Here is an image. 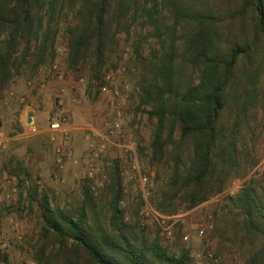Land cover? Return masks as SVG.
I'll return each instance as SVG.
<instances>
[{"label": "rangeland", "instance_id": "1", "mask_svg": "<svg viewBox=\"0 0 264 264\" xmlns=\"http://www.w3.org/2000/svg\"><path fill=\"white\" fill-rule=\"evenodd\" d=\"M43 1L44 7L34 21L37 35L30 43L20 42L12 76L0 87L2 97L9 91L14 94L6 104L0 103V131L7 143V150L0 154V194L3 187L17 190L10 199L0 200V264H60L52 257L58 253L59 245L42 239L43 210L47 206L62 210L78 207L87 190L97 208H101L106 201H100L116 166L124 189L120 207L125 211L126 222L136 227V233L158 239L173 251L179 247L188 249L194 264H247L252 246L237 239L241 233L237 224L241 210L234 207L232 200L250 186L264 194V104L256 105L247 115L248 128L244 129L243 140L238 141L239 152L224 189L191 210L186 209L185 202L178 201L175 213L164 214L157 205L166 193L170 172L165 162L152 158L154 124L149 119L150 108L141 106L142 82L149 75L153 54L163 47L162 40L153 35L146 14V10L152 11L155 1L138 0L126 13L125 6L124 15H114L100 67L95 63L92 40L81 53L72 46L74 34L88 29L84 0ZM112 5L118 6L114 1ZM158 10L159 17L169 18L161 7ZM6 40L8 35L4 33L0 43ZM54 63L60 65L66 81H59L49 72ZM41 77H45L44 81ZM21 84L33 87L32 92L40 85H50L49 98L38 113L30 110L36 105L29 97L18 99L17 87ZM62 85L66 87L63 106L69 149L80 164L74 166L67 160L65 168L59 170L57 148L66 137L49 129V119ZM102 86L109 92L102 93ZM115 90L120 96L113 97ZM8 109V117L2 120L1 115ZM114 117L121 119L124 133L120 138L108 139L107 152L97 161L101 172L96 179L103 181V186L93 191L87 178L90 130L101 131L103 121ZM32 118L38 126L36 135L28 132ZM121 145L135 150L141 174L148 179L146 185L134 179L136 163Z\"/></svg>", "mask_w": 264, "mask_h": 264}, {"label": "trees", "instance_id": "2", "mask_svg": "<svg viewBox=\"0 0 264 264\" xmlns=\"http://www.w3.org/2000/svg\"><path fill=\"white\" fill-rule=\"evenodd\" d=\"M137 1L84 0L88 29L74 34L76 53L92 40L100 67L114 15L123 14L125 6L126 13ZM153 1L146 14L163 47L153 54L142 82L141 106L150 108L154 124L152 158L169 168L157 208L170 215L178 201L191 210L224 189L238 141L248 128L247 115L264 104V0ZM43 7V0H0V36L8 35L0 43V87L12 76L20 42L36 37L34 21ZM159 7L168 19L159 17ZM110 181L101 211L88 190L78 207H45L41 235L59 245L53 259L60 264H194L188 249L173 251L136 233L120 207L124 189L119 166ZM232 203L241 210L237 239L252 246L247 264H264V194L250 186Z\"/></svg>", "mask_w": 264, "mask_h": 264}, {"label": "built area", "instance_id": "3", "mask_svg": "<svg viewBox=\"0 0 264 264\" xmlns=\"http://www.w3.org/2000/svg\"><path fill=\"white\" fill-rule=\"evenodd\" d=\"M60 65L58 63H54L50 67V71L52 75L57 78L59 81L63 82L67 80V76L60 72ZM84 80L81 79V82ZM29 86L32 85L31 82L28 83ZM32 88V87H30ZM102 93H108L109 90L106 86H102L100 88ZM66 93V87L62 85L59 89V93L57 96L56 107L52 112L50 119H49V129L53 132L62 133L66 138L65 141L57 148V167L59 170H63L65 168V164L67 160H70L74 166H79L80 161L72 156V152L69 149V138H68V122L67 117L65 115L64 106H63V97ZM113 97L120 96L118 90L112 92ZM14 98V94L12 91H9L5 97L0 95V103H7L8 100ZM28 132L32 135L38 134V126L34 120H31L28 125ZM91 132V141L89 143V151L91 155V160L88 165L87 169V178L90 181V188L91 190L95 191L97 187L103 186V181H98L97 175L100 174L101 170L97 166V161L107 152V142L109 138H120L123 136L124 129L122 125V121L119 117L108 118L103 121L101 124V131L96 129L90 130ZM107 137V138H106ZM107 139V140H106ZM121 148L124 150L125 154H129L133 156V161L136 164H133V172H134V179H138L142 185H146L148 179L146 176L141 174L140 168L137 164V158L135 150L129 145H121ZM7 150V143L3 140H0V154L4 153ZM41 182V181H40ZM39 182V185L41 184ZM100 183V184H99ZM97 184V186H96ZM99 184V185H98ZM43 188V187H42ZM17 192L16 189H8L3 187L0 200L10 199L13 194ZM150 205L148 202H146ZM202 233V232H201Z\"/></svg>", "mask_w": 264, "mask_h": 264}, {"label": "crops", "instance_id": "4", "mask_svg": "<svg viewBox=\"0 0 264 264\" xmlns=\"http://www.w3.org/2000/svg\"><path fill=\"white\" fill-rule=\"evenodd\" d=\"M47 77H49V76H47ZM43 78H45V77H41L40 80L44 81ZM51 79L53 80L52 77H51ZM33 90H34L33 87L32 88H30V87L26 88L22 84L19 85L17 87L18 99H20L21 101H24L25 99L24 98L22 99L23 96L29 97L30 100L36 105L30 110L38 113L39 108H41V106H43L45 104L46 100L49 98L50 85L43 84V85H40L37 90L35 88L34 92H32ZM37 103H38V105H37ZM9 112H10V109H8L6 112H3L4 115H1V119L3 120L5 116L8 117ZM32 120L35 121V118H32ZM2 136H3V134L0 131V140H3Z\"/></svg>", "mask_w": 264, "mask_h": 264}]
</instances>
